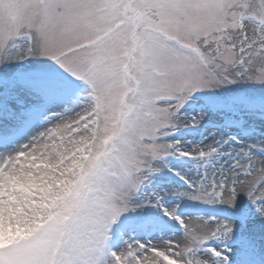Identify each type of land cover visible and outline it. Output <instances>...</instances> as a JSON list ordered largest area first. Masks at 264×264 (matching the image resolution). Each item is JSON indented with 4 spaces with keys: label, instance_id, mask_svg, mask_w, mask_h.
<instances>
[{
    "label": "snow or ice",
    "instance_id": "1",
    "mask_svg": "<svg viewBox=\"0 0 264 264\" xmlns=\"http://www.w3.org/2000/svg\"><path fill=\"white\" fill-rule=\"evenodd\" d=\"M0 264H264V0H0Z\"/></svg>",
    "mask_w": 264,
    "mask_h": 264
},
{
    "label": "rangeland",
    "instance_id": "2",
    "mask_svg": "<svg viewBox=\"0 0 264 264\" xmlns=\"http://www.w3.org/2000/svg\"><path fill=\"white\" fill-rule=\"evenodd\" d=\"M194 210H200L205 215L212 214L215 211V209H212V208H209L203 205H198L191 201L185 202L181 207L182 212H192ZM130 234L132 233L128 232L127 226L125 224V218L122 216L116 223L113 224V227L111 229V242L114 243L118 237L120 236L126 237L127 235H130ZM254 257L256 259H259L260 257L259 250L256 251V253L254 254Z\"/></svg>",
    "mask_w": 264,
    "mask_h": 264
}]
</instances>
